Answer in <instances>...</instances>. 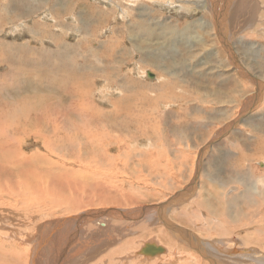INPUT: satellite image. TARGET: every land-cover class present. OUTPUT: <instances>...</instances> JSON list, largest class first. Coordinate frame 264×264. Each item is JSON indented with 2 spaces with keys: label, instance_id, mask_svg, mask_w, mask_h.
I'll return each mask as SVG.
<instances>
[{
  "label": "rangeland",
  "instance_id": "obj_1",
  "mask_svg": "<svg viewBox=\"0 0 264 264\" xmlns=\"http://www.w3.org/2000/svg\"><path fill=\"white\" fill-rule=\"evenodd\" d=\"M0 1L6 2L0 6V136L15 124L21 137L13 141L24 161L37 156L46 169H55L40 176L33 170L39 163L29 161L22 167L34 172L19 179L0 174V248L7 251L1 250L0 264H31L35 238L48 222L86 210L162 203L191 189L193 181V193L171 205L165 218L208 241H237L264 256V151L259 148L264 142V0H248L256 8L253 21L229 37L218 32L212 7L197 6L203 0ZM12 1L42 10L8 24L3 18ZM237 80L243 81L246 98L263 88L258 106L249 108L247 98L239 110V99L231 101ZM253 106L258 109L237 132L207 147ZM49 108L60 116L61 133L70 129L77 143L46 142L56 135L55 116L46 120L43 115L39 128L31 117ZM143 218H101L87 230L83 225L75 229L78 243L66 250L86 246L78 264L226 263L207 259L161 218L162 223L139 224ZM105 236L107 245L96 244ZM151 239L167 254H137ZM95 244L99 247L91 256ZM52 246L45 254L55 262ZM205 254L214 253L208 248ZM238 263L257 261L246 257Z\"/></svg>",
  "mask_w": 264,
  "mask_h": 264
},
{
  "label": "bare ground",
  "instance_id": "obj_2",
  "mask_svg": "<svg viewBox=\"0 0 264 264\" xmlns=\"http://www.w3.org/2000/svg\"><path fill=\"white\" fill-rule=\"evenodd\" d=\"M248 2H249L248 0H203V3L202 2L201 3L198 2L197 3V6L198 7H201V8H204V9H205L206 6H209V8L212 7V12L211 13H212V15L214 17L215 25H217V27H218V32H221V34H224L223 36L225 37V36H228L227 34H233L237 30H239L240 28L242 29L243 27L248 26L253 21V17L252 16H253L254 10L256 8L254 9V6H251V5L248 6ZM222 23L224 24L223 26H225L228 29V31L225 30V28L224 29L222 28ZM222 29H223V32L221 31ZM219 36L221 38V35L220 34H219ZM58 54H61V52H59ZM60 59H63V58H60ZM60 63L62 64V62H60ZM60 67L61 66H59L58 68L60 69ZM149 72H151V71H148V72L146 71L147 75H148ZM148 77H149V75H148ZM151 78H153V77H151ZM253 79H255L256 81H259V79H256L254 76H253ZM76 88H78V90H79V86H76ZM162 88H163V86H162ZM63 89L64 90H67V88L65 86L63 87ZM262 89L257 90L252 95L250 94L251 97L249 98V101H257L259 99L261 93H262V92H260V91H262ZM48 107H50V105H48ZM49 113H51V114H49ZM52 114L55 116V118L52 117V119L55 120L54 133H56V135L53 136L51 139L47 140L46 142H50L53 146H55V145H57V146H63L65 143H68V144L77 143V141H75V140L72 139L73 137L70 135V129H68L67 132H65L63 134L61 133L62 125H61V122L59 120V117L60 116L59 117L57 116L58 115V112L53 113V112H51V109H50V111H47V112L46 111L45 112L43 111V112H41V116H40V113L37 112V114L36 115L34 114V116H32L31 118H33L35 120V125L38 127L39 126V122L43 119V115H45L46 116V120H48V118L50 116H52ZM3 117H4V115H2L0 117V119H2ZM28 118H29V115H26V119H28ZM11 121H13V120H11ZM58 121H59V123H58ZM17 122L20 123V121H17ZM19 123H18V125H19ZM25 123H26V121H25ZM231 123H233V122H231ZM231 123L229 122V124L226 125V127H224L223 129H221L220 131H218L217 135L207 145V147L210 146L211 144H213L214 142L218 141L223 136H225L227 134V132L232 127V126H230ZM14 125L13 124L10 125L9 127L11 129H5L3 131V133H1L2 135L4 133H7V134H9V136H5V137H2V135L0 136V137H2L0 139V153L2 154V152H3V154L6 155V156H3V158L1 159L2 162L0 163V174L7 175L8 177H13L12 176L13 174L15 176L18 175V179H19L21 176H25L27 174H30V173L34 172V171L29 172L30 170H26L25 167H22V166L24 164H26V163L28 164L29 161H32V162H35V163H39L38 161H40V158H37V156H35V157L32 156V158H28V159H26L24 161L25 157L23 156L24 154H22L21 151H20L21 148L18 149L16 143H14V141H13L14 138L21 137L20 131L17 130V129H15L16 127L14 128ZM22 127H24V126H22ZM79 131L82 132V130H79ZM79 131H77L76 133L78 134ZM23 132H25V130ZM52 132H53V130H52ZM42 134L43 133L38 132L37 133L38 138L42 137V139H43L44 136H39V135H42ZM91 138L92 139L96 138V135L91 136ZM63 141H64V143H62ZM85 141H86V139H85ZM259 148H260V146H259ZM262 151H264L263 145H262ZM8 153H11V155L9 157L7 156ZM205 153L206 152H204V154ZM49 157L47 155H42L41 156V159L44 160V161L47 159L48 160V164H49L50 162L53 161ZM53 163H55V162L53 161ZM34 165L36 166V169H33V170L37 171V173L40 176L42 174L50 175L55 170V169L54 170H49V169H52V167H53V166H50V165H49L50 167H47L48 169H46V166L45 165L42 166L40 163L39 164H34ZM26 166H28V165H26ZM44 182L46 183L45 180H44ZM38 185H39V183H38ZM35 186H36V184H35ZM195 187H196V181H193L192 182V186L189 187V188L192 189V188H195ZM191 189L184 188V189L178 191L173 196H171L165 202L158 203V204L147 205V206L140 207V208H135V209H132V210H123V209H119V208H108V209L107 208H104V209L88 210V211L86 210V212L84 211L79 216H77L78 215V213H77V214H75L76 215L75 217H71V216H70V218L69 217H67V218H64L63 217L64 219L63 220H60L59 223H57L55 221L48 222V223H46L47 225H45V227H43L40 230V233L35 238L37 240L35 241V244H34V251L35 252H33L34 257L32 259L33 261H32L31 264H42V263L44 264L49 259H50V264H61V262H62V260L60 259V257H62L61 256V252H62L63 257L65 256L66 259H68V262H66V264H71L73 262L76 263V264H78V262L82 261V258L79 257V256L81 255L82 252H84L85 250H87L86 249V246L81 247V249L78 250V251H76V249L74 247L72 249L70 248L69 250H66L68 248L67 245H69L70 243H73V244L78 243V242H75V241H77L79 239V238L77 239L78 236H76L79 233V232H77V233L75 232V229L76 228H77V230H79L84 225L85 226L84 229L87 230L88 228L93 227V223L94 224L97 223V220L98 219H101V218H105L107 220H109L110 218H112V219H115V218L116 219L117 218H119V219L127 218V219H130L129 221H131V220H137V219H139L142 216H145V218H143L144 220H142V221L140 220L141 222L139 221L138 222L139 224L140 223H145V222H147V224H153V223H158V221H161V223H162V220H164V222L167 224V227L168 228L174 229L177 232H179L180 234H184L185 235V236H181L182 237V240L184 241V243L188 242V244H190L193 247V249L199 250V253L202 254V255H204L205 257H207V259L214 260V261H216L218 263L224 261V262H226L224 264H230V263H227V262H232L233 264H239L238 262H243L246 257L247 258L250 257V258H253V259L255 258L256 261H257V264L258 263L259 264H264V256L262 254L261 255L263 257L262 256H259L257 250L256 251L255 250H252V249L251 250H248L247 249L248 247H246V246L245 247L243 246V248L240 247V245H238L239 242H237L236 240H235L236 242H232V240H228V239L225 241V238H224L222 240H217V243L214 240L208 241L206 238H202L201 236H199V234H197V233H195L193 231L192 232L191 231H188V229H186V230L185 229H182L177 224L171 223L169 220H167L165 218V215H166L165 213H167V211L169 210V207L171 205H173L174 203L176 205V204L184 201L185 199H187L188 196L191 193H193V191ZM25 193H27V192H25ZM111 199H112V201L116 200V198H111ZM261 199H263V198H261ZM146 214L147 215L148 214H156V215L149 216L147 218L146 217ZM116 219H115V221H116ZM124 222H126V221H124ZM101 225L106 226L108 224L103 222ZM82 229H83V227H82ZM164 233H167V232H164ZM35 234H37V233H35ZM230 234H231L230 232L229 233H226L222 237H226V236H228ZM39 235H41V238L38 237ZM108 237L109 236H107V237L105 236V238L103 237L104 239L102 241L101 240L100 241L98 240L96 242V244L97 243H103L104 242L107 245L110 242V239ZM165 237L167 238L169 236H167V234H165ZM35 239H33V240H35ZM98 239H100V238H98ZM244 239H245V243L246 244H249L248 242H250V241H248L247 237L244 238ZM44 242H48V244L46 243V245H45ZM240 242H241V240H240ZM33 243H34V241H33ZM62 243H63V246H62ZM158 243L154 239H151L149 241H146V242H144L142 244V246L140 248L138 247L139 250L136 251V252H137V254H143L145 256H155V255H158V254L164 253V252L167 254V248L164 245H160ZM96 244L94 246H92V248L90 249V251H92L90 253L91 256H93V254L95 252H97V249H98L99 246L96 245ZM50 245L55 246V250L57 251L55 262L52 261L53 259L51 257L52 256L51 253H50L49 258L48 259L46 258V256L48 254H45L46 253L45 250H47V252H48L47 246H50ZM154 245L163 247L164 248V251L163 252H160V253H157V254L156 253H152V251L155 250ZM235 245H238L239 247H237V246L235 247ZM11 246H14V245H11ZM123 246L124 245H122V250H123V248H125ZM208 248L211 249V251H213L214 254L211 255L213 257L208 256L207 254H205V251ZM1 250H3L2 252H4L2 254H7V251H6V248L5 247H3V249L0 248V252H1ZM127 251H129V250H127ZM244 251H246V253L248 254L247 256H245L243 254ZM16 252H17V250H16ZM20 252H21V250H20ZM11 255L14 256V253H12ZM73 255H75V256H73ZM67 256H68V258H67ZM109 256H112V255H109ZM136 257H138V255ZM84 259H86V258H84ZM70 261H71V263H70Z\"/></svg>",
  "mask_w": 264,
  "mask_h": 264
},
{
  "label": "crops",
  "instance_id": "obj_3",
  "mask_svg": "<svg viewBox=\"0 0 264 264\" xmlns=\"http://www.w3.org/2000/svg\"><path fill=\"white\" fill-rule=\"evenodd\" d=\"M6 5V2L5 1H0V6L1 7H3V6H5ZM8 8H7V10H6V14L4 15L5 17L3 18V20L5 21V22H7L8 24H10L12 21H18V20H20V19H22V18H25L27 15H29V14H32V13H35L36 11H38V12H40L42 9H41V5H39L38 6V9H37V7H36V5H34V7H29V6H27L25 3H20L19 1H12V2H10L9 4H8ZM15 13H17V14H19V16L17 17V19L16 20H13V19H10V14H15ZM20 15H24L23 17L22 16H20ZM27 19V18H26ZM31 19H29V20H27V21H25V19L23 20V21H25V22H28V21H30ZM4 23V22H3ZM24 23V22H23ZM48 33H47V31H45V32H42L40 35H47ZM54 33L51 31V37H52V35H53ZM234 83H235V87H234V89L232 90V91H230L231 92V101L234 99H239L238 101L240 102V106L238 107V109L239 108H241V106L242 105H244V103H245V101H246V99L248 98H246L245 96H247L248 94H246V92L244 91V89H245V87H244V89H243V85H242V82L241 81H239V80H237V81H234ZM207 91H208V89H206ZM210 90V89H209ZM263 90V89H262ZM256 92V91H255ZM254 92V93H255ZM232 94H234V96L232 97ZM250 98V97H249ZM249 98H248V101H249ZM261 99H263L262 98V93H261V95H260V97H259V99L257 100V101H249L247 104H249V108L251 107V105H255V106H258L259 105V103H261ZM236 104V103H235ZM237 105V104H236ZM255 106H253V108L251 109V110H247V113L245 114L246 116H243L242 118H241V120L240 121H238V126H233V127H231V129L227 132V134L223 137V138H220L219 139V141H222V140H226V139H228L229 137H231L235 132H237V130L243 125V123L245 122V120H246V118H247V116L248 115H251L254 111H256L257 109H258V107H255ZM240 110V109H239ZM239 112V111H238ZM237 114V112L235 113V115ZM219 141H217V142H219ZM262 145L264 146V142L262 143V144H260L259 146L260 147H262Z\"/></svg>",
  "mask_w": 264,
  "mask_h": 264
},
{
  "label": "water",
  "instance_id": "obj_4",
  "mask_svg": "<svg viewBox=\"0 0 264 264\" xmlns=\"http://www.w3.org/2000/svg\"><path fill=\"white\" fill-rule=\"evenodd\" d=\"M148 75H149V77L151 78V77H154V74L153 73H151V72H149L148 73ZM238 121V120H237ZM237 121H235V122H233V123H231V125L230 126H234L236 123H237ZM229 126V127H230ZM228 129V128H227ZM154 248H155V250L154 251H152V253H160V252H163L164 251V248L163 247H161V246H156V245H154Z\"/></svg>",
  "mask_w": 264,
  "mask_h": 264
}]
</instances>
